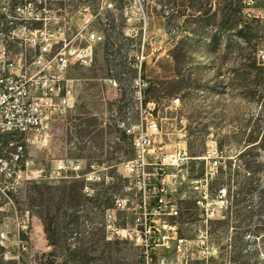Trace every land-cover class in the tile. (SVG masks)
<instances>
[{
  "label": "rangeland",
  "instance_id": "1",
  "mask_svg": "<svg viewBox=\"0 0 264 264\" xmlns=\"http://www.w3.org/2000/svg\"><path fill=\"white\" fill-rule=\"evenodd\" d=\"M114 7L109 0H0V43L10 58L30 65L41 30L52 37V55L86 47L93 52L91 65L78 61V51L70 57L67 78L77 107L53 122L47 143L21 141L31 162L28 175L43 176L14 184L0 174V264H222L217 226L208 220L226 211L223 184L237 189L238 156L259 111L241 95L247 69L239 59L253 58L250 46L258 41L262 61L264 0H125ZM244 26L250 46L237 35ZM111 68L121 90L106 82ZM139 75L143 101L156 103L158 141L179 160L164 172L167 189L177 176V192L166 193V201L179 213L161 217L160 245L149 257L131 241L108 242L104 229L105 210L117 198H128L131 207L140 203L138 189H127L123 163L133 148L115 116L123 104L127 114L137 112L132 82ZM5 159L13 173L11 156ZM258 160L264 161L263 151ZM61 161L69 168L57 178ZM132 213L120 210L119 224L131 226Z\"/></svg>",
  "mask_w": 264,
  "mask_h": 264
},
{
  "label": "built area",
  "instance_id": "2",
  "mask_svg": "<svg viewBox=\"0 0 264 264\" xmlns=\"http://www.w3.org/2000/svg\"><path fill=\"white\" fill-rule=\"evenodd\" d=\"M41 35V41L33 42L38 53L30 65L23 63L22 58H10L7 48L0 43V174L4 173L6 178L13 179L14 184L43 176L40 171L28 175L31 162L24 158L21 141L40 145L47 143L53 122L69 114L79 103L72 80L67 78L70 57L78 51V61L82 65H91L93 61V52L88 47L81 50L62 49L52 55L51 35L46 30H41ZM92 38L101 40L102 36L93 34ZM261 58L264 62V54ZM110 71L112 75L106 80L107 84L115 90H121L114 70L111 68ZM144 86L141 75L132 82V101L137 104V112L127 114L126 105L123 104L122 110L115 113L117 127L127 135L133 148L132 156L123 163L128 180L127 189H138L140 203L131 207L128 198H117L105 210L104 229L108 242L131 241L149 257L152 250L160 245L156 232H160L161 217H176L179 213L175 204L166 201V193L177 192V176L173 175L174 186L171 189L166 188L164 176L166 168L178 164L179 160L171 156L166 145L158 141L161 127L154 115L156 103L143 101ZM178 102L179 99L172 101L173 104ZM15 145L16 151L8 152L7 146ZM7 154L13 161V173L5 159ZM72 165L70 168H81L80 164ZM67 168L68 164L61 161L55 171L56 177H62ZM120 210H133L131 226L123 227L119 224ZM164 226L169 229L175 227ZM27 228V225L21 227L23 231ZM5 237L2 234V238Z\"/></svg>",
  "mask_w": 264,
  "mask_h": 264
},
{
  "label": "trees",
  "instance_id": "3",
  "mask_svg": "<svg viewBox=\"0 0 264 264\" xmlns=\"http://www.w3.org/2000/svg\"><path fill=\"white\" fill-rule=\"evenodd\" d=\"M104 1L106 0H73V3L90 5ZM109 1L116 9L125 5V0ZM58 4L64 5V2L60 1ZM113 16L114 14L109 13L110 18ZM237 35L247 46L252 44L253 39L248 37L245 26L237 31ZM259 43L255 42L254 48L250 46L253 58L241 54L239 59L247 69V84L240 86L241 95L259 109L253 116L254 125L247 146L238 156L241 161V180L236 183L235 191L233 186L223 184L228 196L226 211L221 218L208 220L210 226H217L222 264H264V161L258 160L260 152H264V62L257 59ZM245 49L242 48L241 52ZM147 102L150 101L145 100ZM123 137L131 144L127 135L123 133ZM246 156L249 159L244 161ZM180 217L182 219L183 214ZM212 233L210 229L208 235Z\"/></svg>",
  "mask_w": 264,
  "mask_h": 264
},
{
  "label": "bare ground",
  "instance_id": "4",
  "mask_svg": "<svg viewBox=\"0 0 264 264\" xmlns=\"http://www.w3.org/2000/svg\"><path fill=\"white\" fill-rule=\"evenodd\" d=\"M135 107H136V109H137V104H135Z\"/></svg>",
  "mask_w": 264,
  "mask_h": 264
}]
</instances>
